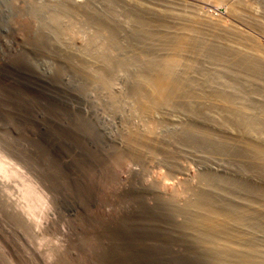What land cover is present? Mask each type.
Segmentation results:
<instances>
[{
  "label": "rangeland",
  "instance_id": "1",
  "mask_svg": "<svg viewBox=\"0 0 264 264\" xmlns=\"http://www.w3.org/2000/svg\"><path fill=\"white\" fill-rule=\"evenodd\" d=\"M75 1L82 2L77 6L80 14L86 9L83 15L77 13L78 17L86 16L89 21L98 18L102 41L116 43L119 52L133 49L151 53L160 51L158 45H154L160 36L173 41L180 38L172 31L179 25V21L174 20L176 11L177 14H206V7L210 11L214 9L210 4L219 9L213 10L218 13L217 24L227 23L228 33L241 29L239 35L244 32L249 37L248 49L254 50L256 45L264 47V28L258 30L259 25H252L256 26L255 31L258 30L255 33L254 27L249 28L251 24L249 26L248 21L241 19L239 13H232V9L228 11L235 2L240 10L247 8L245 12L254 8L253 12H258L257 16L264 22V0H244V3L236 0H228L229 3L227 0H202L203 3L200 0L197 3L196 0ZM59 5L58 0H0L1 243L20 245L34 264H217L213 252L202 248L195 238L184 233L187 222L178 224L174 220L179 212L184 217L183 210L165 205L156 187L150 185L153 175L166 172V167L148 166L131 152L127 142H116L95 124L89 103L79 93L85 82L80 73L74 71L70 58L62 52L66 46L59 35L61 22L53 21ZM126 13L135 18L142 15L144 30L138 22L128 20ZM238 20L242 23H235ZM228 22L236 25L229 28ZM92 24H84L83 30L93 32ZM108 27L115 30L117 38L111 36L113 32ZM136 56H132L133 60ZM139 57L135 66L141 70L149 64L141 62V57L138 60ZM239 65L242 66L236 67L241 69L245 63ZM260 65L264 68L263 62ZM152 66L147 67L149 71ZM232 66L228 69L235 73V66ZM199 71L196 69L195 76L192 75L198 81H204L201 78L205 79V74ZM229 72H226L228 75L224 72L223 77L237 81V76ZM133 75L132 68H125L121 76L124 82L127 81L130 93L136 91L135 85L130 83ZM250 78L251 86L242 85V90L263 92L264 79L260 82L259 78ZM184 107L182 103L178 109L183 112L187 109ZM194 111L201 114L199 107ZM238 135L222 144L226 148L220 152L226 154L223 155L229 167L246 169V182L241 189L245 193L252 192L250 196L257 198L264 194L261 189L264 188V167ZM188 137L191 136L186 137L182 132L179 140L185 139L182 143L187 144V141L191 146L209 144L203 137L192 136V142ZM216 150L219 149L214 147L209 151L217 153ZM192 166L201 168L197 161ZM253 177L258 181L261 179L259 187L255 186ZM166 180L173 178L167 176ZM210 181L217 182V178ZM234 183L231 184L234 186ZM219 205L222 206L221 202H218L221 209Z\"/></svg>",
  "mask_w": 264,
  "mask_h": 264
},
{
  "label": "bare ground",
  "instance_id": "2",
  "mask_svg": "<svg viewBox=\"0 0 264 264\" xmlns=\"http://www.w3.org/2000/svg\"><path fill=\"white\" fill-rule=\"evenodd\" d=\"M59 1L58 14L53 21L61 22L59 35L66 46L62 52L70 58L74 71L80 73L82 81L85 82L80 86L79 93L89 103V111L98 128L116 142L120 141V144L127 142L131 152L148 166L166 167V172L153 175L154 178L149 181L150 185L156 187L158 196L165 205L183 210L187 218L183 214L182 218L179 212L180 214H175L174 220L178 224L187 222L184 233L195 238L202 248L213 252L217 264H264V194L255 198L250 196L252 192L245 193L241 188L244 181L246 182V169L229 167L225 162L226 154L220 152V149L225 151L226 148L222 147V144L228 143L231 136L236 137L240 132L239 138L246 142L247 148L253 150L255 158H258L259 164L264 167V91H246L248 85L251 86V82H248L251 80L250 76L259 78L260 82L264 79V68L260 65L261 62L264 63V47L253 45L254 50L248 49L247 43L251 41L244 32L239 35L240 28L235 32L230 30V34L226 20V24H217L218 13L213 10L219 9L208 1L207 5L210 4L214 9L210 11L209 7H206V14L175 12L174 20L179 21V25L172 31L174 36L180 38L173 41L160 36L154 43L160 51L151 53L144 49H133L129 52H119L116 51L117 44L112 43V37L105 35V31L103 34L108 36L111 39L108 41L111 42H105L104 38V42L102 41V26L98 18H91L89 21L86 16L78 17L77 6L81 5V1ZM229 2L231 1L227 0V3ZM234 3H231L232 7L227 6H230L228 11L232 9V13H239L241 19L248 21L249 26L257 24L258 30L260 27L264 28L263 20L257 16L258 12H253L254 8L245 12L247 8L242 7L240 10L239 4ZM181 5L179 6L182 8ZM83 11L86 12V9ZM125 17L138 22L139 27L144 30L143 19L135 18L131 13H126ZM90 22H93L91 24L94 31L86 33L82 26L86 23L91 26ZM239 22L238 20L235 23ZM228 25L232 28L236 24L228 22ZM255 27L253 29L256 33L258 30L255 31ZM111 29L108 30L112 31ZM247 29L245 28L246 31ZM112 32L111 36L117 38L115 30ZM262 35L264 36V33ZM131 55L140 56L142 59L139 57L138 60L149 64L147 67H154L152 66L150 71L147 67L139 70L135 66L137 56L133 60ZM236 55L240 56L237 58ZM240 58L243 60L240 61ZM242 62L245 66L240 69L238 67ZM230 65L235 66V73L228 69ZM125 68L133 69L134 75L130 79V83L136 87L133 93L127 90V81L124 82L121 77ZM196 69L205 74V79L201 78L204 81H198L194 77ZM228 71L237 76L238 80L236 81L235 77V81L224 78ZM248 71L251 74L247 73ZM242 85L247 88L242 90ZM262 85L264 86V83ZM182 103L189 111L185 109L186 112H181L183 109H178ZM196 106L201 114L194 111ZM182 132L186 137H203L209 144L197 142V145L191 146L187 141V144H184L182 142H185V139L182 142L179 140ZM191 137H188L189 141L193 140H190ZM214 147L219 150L215 151L217 153L213 151L212 154L209 150ZM196 161L200 163L201 168L192 166ZM204 170L207 172H203ZM167 176L173 180H166ZM213 178H217V182H211ZM218 178H221L222 185H219ZM256 178L253 177L252 180L255 186L259 187L261 179L258 178V181ZM231 180L235 181L234 186ZM218 202L222 204L219 205L221 209ZM0 264L34 262L23 252L20 245L4 244L0 241Z\"/></svg>",
  "mask_w": 264,
  "mask_h": 264
}]
</instances>
